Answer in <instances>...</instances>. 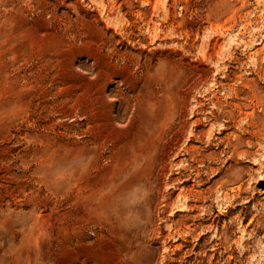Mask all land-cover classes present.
I'll list each match as a JSON object with an SVG mask.
<instances>
[{
  "label": "rangeland",
  "instance_id": "obj_1",
  "mask_svg": "<svg viewBox=\"0 0 264 264\" xmlns=\"http://www.w3.org/2000/svg\"><path fill=\"white\" fill-rule=\"evenodd\" d=\"M0 264H264V0H0Z\"/></svg>",
  "mask_w": 264,
  "mask_h": 264
}]
</instances>
